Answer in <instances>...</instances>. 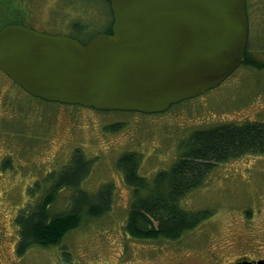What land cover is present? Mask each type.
<instances>
[{"label": "rangeland", "instance_id": "1", "mask_svg": "<svg viewBox=\"0 0 264 264\" xmlns=\"http://www.w3.org/2000/svg\"><path fill=\"white\" fill-rule=\"evenodd\" d=\"M246 2V52L264 63V0ZM16 9L30 14L22 25L80 42L108 32L113 21L106 0H0V29ZM78 24L82 27H74ZM250 121L264 123V66L240 64L216 88L151 115L41 100L0 71V220L8 233L18 235L14 218L32 213L54 183L86 173L76 190L61 186L48 214L67 211L72 198L103 195L111 204L101 216L84 209L79 225L58 244L31 246L12 259V241H4L8 254L0 264H156L157 257L168 260L175 250L191 259L251 257L264 244V154H245L210 170L203 184L180 200L182 209L209 217L168 241L126 234L134 192L119 167L122 157L134 153L137 174L152 182L175 162L193 131ZM122 248L123 258L129 256L125 262Z\"/></svg>", "mask_w": 264, "mask_h": 264}, {"label": "water", "instance_id": "2", "mask_svg": "<svg viewBox=\"0 0 264 264\" xmlns=\"http://www.w3.org/2000/svg\"><path fill=\"white\" fill-rule=\"evenodd\" d=\"M106 1L112 33L86 43L18 24L0 29V70L41 100L151 114L216 88L244 62L245 0Z\"/></svg>", "mask_w": 264, "mask_h": 264}, {"label": "trees", "instance_id": "3", "mask_svg": "<svg viewBox=\"0 0 264 264\" xmlns=\"http://www.w3.org/2000/svg\"><path fill=\"white\" fill-rule=\"evenodd\" d=\"M18 11H13L15 16L8 25H22L21 22L25 23L28 15L30 18L28 12L24 16ZM74 27L82 26L78 24ZM244 57L243 65L249 64L256 68L264 66L263 62H257L247 52ZM182 147L175 162L167 170L159 171L152 182L137 174L139 163L134 153L120 159L119 167L123 171L124 182L134 192L124 225L128 236L143 240H178L184 232L208 218V212L182 209L180 200L201 186L208 172L219 163H226L245 154H264V123L250 121L239 125L228 123L198 129L189 135ZM86 174L67 182L54 183L51 189L41 195L32 213L24 218L23 215L14 218L18 226V252L22 253L31 246L58 244L64 234L79 225L84 209L94 216H101L104 211L111 209L108 197L95 195L89 200L86 197V201L72 198L67 211L53 216L48 214V206L55 200L61 186L76 190Z\"/></svg>", "mask_w": 264, "mask_h": 264}, {"label": "flooded vegetation", "instance_id": "4", "mask_svg": "<svg viewBox=\"0 0 264 264\" xmlns=\"http://www.w3.org/2000/svg\"><path fill=\"white\" fill-rule=\"evenodd\" d=\"M1 177V176H0ZM1 180H0V195H1ZM4 196V193H3ZM1 197V196H0ZM1 200V198H0ZM0 214H2V212H0ZM10 221V220H9ZM18 230V229H17ZM12 241V245H11V253L13 255L12 259L14 258V253H20L18 252V244H19V236H11V234L8 233L7 228L4 224V221L0 220V257L5 256L6 254H8V252H4V241ZM257 250H255L254 254L250 257V256H241V257H235L233 260H225L223 259V261L221 260V258H219L216 254H213V256L210 258L208 255L207 256H195L193 259L189 258L188 256L183 255L182 253H178L179 250H175L176 252L172 255V257L170 256L168 260L166 259H161V257H157V255H155V257H157V259H159L158 263L156 264H236L239 262H244L246 261H250V262H256L258 260H262L264 261V244L260 243V246L256 247ZM123 253H124V248H122L121 250V261L125 262L129 256H127V258L125 257V259L123 258ZM130 255V254H129ZM152 255V254H150ZM165 254H163L162 256H164ZM154 257V259H156ZM12 259H10V263L12 262ZM165 261V262H162ZM12 264V263H11Z\"/></svg>", "mask_w": 264, "mask_h": 264}, {"label": "bare ground", "instance_id": "5", "mask_svg": "<svg viewBox=\"0 0 264 264\" xmlns=\"http://www.w3.org/2000/svg\"><path fill=\"white\" fill-rule=\"evenodd\" d=\"M112 13V12H111ZM248 17V16H247ZM112 23H113V21H112ZM247 24H248V22H247ZM111 26H112V24H111ZM248 29H249V24H248ZM98 33H107V34H111L112 33V30H111V27H110V29H109V31L108 32H98ZM98 33H95V34H98ZM247 33H248V30H247ZM95 34H93V35H95ZM93 37V36H92ZM91 37V38H92ZM77 39V38H76ZM232 74V73H231ZM230 74V75H231ZM228 77V76H227ZM210 90V89H209ZM207 91V90H206ZM109 111H118V110H109ZM120 111V110H119ZM118 111V112H119ZM122 112H126V111H122Z\"/></svg>", "mask_w": 264, "mask_h": 264}]
</instances>
